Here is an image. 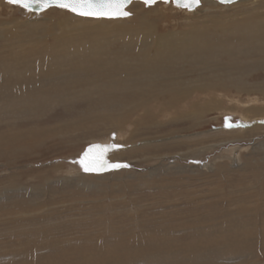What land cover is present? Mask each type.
Returning a JSON list of instances; mask_svg holds the SVG:
<instances>
[{
	"label": "rangeland",
	"instance_id": "374dc122",
	"mask_svg": "<svg viewBox=\"0 0 264 264\" xmlns=\"http://www.w3.org/2000/svg\"><path fill=\"white\" fill-rule=\"evenodd\" d=\"M133 2L130 4V6H133L131 11H129L130 6L128 7V11L132 13L131 17L135 16L136 13H147L149 19L153 18L158 22L157 26L159 25L160 31H173V33H185L187 30L193 28L194 21L197 20L212 19L211 17L220 19L225 14H230L233 17V14H236V11L239 10V8L237 10L234 7H226L223 9L221 7H214V12L216 13L207 16L206 14L209 12L201 11L199 13V11L194 13L188 11V9L178 8L172 3L158 2L155 5L147 7L143 1ZM0 6V22L7 23L13 21L16 22L15 24H19L14 25L10 23L6 26L12 29L18 27L17 30L19 32L15 36H20L21 38L18 41L22 40L25 43L22 47L14 48L17 47L18 41L14 45H11L13 42H8L9 45H5V41L2 40L3 38L0 39V56L14 55L16 52L17 55L22 54L24 58L26 57L29 60L34 55L29 46V42H36L39 45L45 44L47 39H49L48 31L52 34H62L65 32L62 29H67L66 27L75 23H77L75 27L84 26L85 28H90L98 24L95 18H88L83 22L76 21L80 18L60 8L35 13L18 5L9 4L6 0L0 1ZM260 13H262V9ZM118 19L125 20L126 18ZM55 26L57 27V30L55 29L56 31L53 28ZM97 29H100L101 33L96 31H91L90 33L83 31L82 34L77 35V40L87 46L93 42L92 39L94 37L99 38L101 35H108L106 28ZM118 37L120 38L121 35H118ZM122 43V40L115 39V48L123 47ZM232 47L235 48L233 45ZM38 48L33 47V50L37 51ZM107 49L108 51L104 53L105 55L110 54V51H112L110 48ZM28 51L30 54H27ZM223 56L221 58L222 60L229 59L228 56ZM251 57L252 59L255 58L256 54L246 57L239 54L235 56L234 60L238 58L241 62H249V60L252 61ZM247 58L250 59L247 60ZM230 59L232 58L230 57ZM105 60L107 59L101 56V53L98 59L97 53L94 55L93 52L88 57V61H92L94 64L96 62H104ZM22 62L23 60H19L18 65ZM15 67V63L7 66L3 60L0 61V71L7 69L11 71V68L15 69ZM67 68L70 70V63L66 67H63V69ZM231 72H233V75H236L234 73L236 71L233 70ZM71 77L81 79L79 76ZM245 78L250 82L262 81L264 80V72L263 70L253 71V73H249ZM245 78L243 77L242 79L245 80ZM26 95H28L27 98ZM26 95L19 96L17 94L16 96L15 92L16 102L14 105L8 104V102H11L9 100L10 97L7 100L0 99V112L2 111L0 113V264H82L83 262V264H86V262L88 264H159L158 262L160 264H264V208H262L264 207V168L261 167L260 170L258 168L259 166L255 163L257 167L253 165L251 169L246 170L243 168V171H236L243 167L246 157H254L255 159L264 154L263 151L259 153L261 152L260 150L264 149V115L254 114L251 117L249 116L246 123L249 125L246 128L251 130L253 127L257 128L259 126L255 131L236 135L235 137L227 136L226 133H223L226 129L230 130L233 128L241 130L242 128L240 126L244 128L245 124H241L240 122L244 109L253 107L252 105L261 106L264 109V91L261 92L259 90L257 92V90H253L249 92L246 89L236 87L206 91L200 94L201 97L197 95L199 101L206 108V112H204L205 118L198 125L192 126L193 122L188 118H184L188 116L190 103L189 101L183 102L181 105L185 107L179 105L171 110H166L167 113L162 111L161 115H158L159 112H157L156 116L159 120L157 119L155 122L159 121L157 123H160L164 121V123L161 124L162 126L157 131H153L148 136H144L142 131H135L136 128L141 129V126L135 124V122L134 124L133 122L129 123V125L124 122L119 125L118 121L110 122L107 129L108 123L105 125L98 123L97 126L88 123L83 124V121L92 120L93 114L86 112L89 114L84 116L85 119L82 117V121L77 116L82 111L85 112L91 106H95V104L87 103L86 100L75 104L72 103L73 101L67 104L53 103V107L50 108L48 106L49 108L47 109V103L43 102L45 99H42L41 103L34 107L30 105L29 107L31 108H29L28 105L33 100L28 98L29 94L27 92ZM253 99H258L259 101L255 104L252 103ZM1 102L5 106H2ZM186 103H189V106ZM151 108L156 109V104L153 103ZM138 111L139 109L132 112L133 115L131 117H133V121L136 113L140 115ZM167 117L168 119H166ZM230 123L232 125L231 127L228 126ZM117 129L120 133L117 132ZM126 136L130 137L129 142H126ZM194 138H202L197 152H189V146L191 144L188 146L186 145L187 143L183 142L178 144L177 142L180 141H174L184 139V141L189 142L194 140ZM103 139H107V141L105 140L104 143ZM149 139H152L153 143L160 144L161 147L147 148L142 152L133 149L122 154V148L132 147L133 145L140 146L139 143L142 140ZM113 144L121 146L118 148H110L105 158L110 163L127 164L129 165L128 167L97 172L84 171L80 161L90 146H111ZM147 154H150L152 159L143 160V156ZM96 158H98V153H93L90 156V160ZM222 162L225 164L228 163L229 165H227L230 169L225 173L222 172L223 175H220L218 173V165ZM174 165H185L188 168L192 166L196 170V176H192L193 171H190V169L185 171V174L181 173V175L183 174L186 177L182 176L180 179H176L179 171L173 168ZM130 166L137 171V174L145 172L146 169L156 170L153 178L158 179L157 182H159V185L165 184L160 179V176H163V179L168 176L178 181H172L173 187L171 186V188L167 187V189H163L156 185V187L153 186L154 188L151 189L150 185H147V182L145 183L139 180L138 177L124 174V171L128 170ZM164 168H167V171ZM118 171L123 172L120 174L121 178L115 177V173ZM215 171H218L217 173L219 175L217 174L213 177V174H216ZM197 176L200 179H195ZM82 177L87 179L94 178L99 184L93 187L83 186L79 182ZM146 180L148 181L150 179ZM166 182L169 185V181ZM136 184H139L136 186L138 189L132 188ZM35 185H38V187L40 185V187L34 189L33 187ZM254 194L258 195L256 196ZM190 198L193 201H189ZM155 199L160 201L156 205L154 203L156 202ZM146 203L150 204L144 205ZM254 204L255 207H253ZM66 207L67 209H65ZM139 208L142 210L147 209L148 211H142ZM141 211L143 213L140 214ZM162 212L166 215H160ZM40 215H46V217ZM85 215H89V217H84ZM193 215L194 217H191ZM218 215H221V218H217L216 216ZM70 216H73L72 220ZM131 216H136L138 223L141 224L138 227L142 228V230L137 228V226H135L136 228H132V224L136 219L132 220L133 217ZM24 217L26 219L28 217H32L33 219L34 217L36 220L28 227H24L22 224L21 226H17L16 221L19 220L16 219L23 220ZM79 217H81L80 220ZM227 217L230 218V222L227 221ZM75 218H78V221ZM122 218L126 220L129 218L127 226L123 224V226L119 228L115 227L114 229V224H121L117 223L116 220ZM56 219H59L58 223H56ZM146 219L151 220L147 222L145 221ZM185 219L188 220L186 222L187 226L184 222ZM222 219L225 220L222 221ZM141 220L146 223L144 222L142 224ZM194 220L196 221L194 222ZM234 220L237 222H234ZM175 221L178 223L174 224L173 222ZM183 222L182 228L181 224ZM193 222L194 224H192ZM188 223L193 226L197 225L196 229L195 226L190 227ZM81 225L83 229H81ZM50 226L53 227V230H50ZM168 228L170 229L168 230ZM189 228L192 230H189ZM45 229L47 231L43 232ZM134 229L136 232L131 233L130 231H134ZM161 229L163 230L161 231ZM233 230H236V233ZM142 231L145 233L141 234ZM187 232L191 233L189 234ZM80 234H84L82 235L83 237ZM146 235L148 238L145 237ZM85 237L89 240L87 241ZM169 237H171L170 240ZM46 238L48 239L46 240ZM79 238L81 241H79ZM235 238H239L240 241H238L240 243H237ZM166 239L169 241H166ZM196 239L198 242L194 244L197 241ZM171 240H173L172 242L176 241L173 244L170 242ZM54 242L56 243L54 244ZM201 242L203 243L201 244ZM166 243L167 245L165 246L164 244ZM182 243H186L188 247L184 244L181 246ZM167 246L168 250L166 249ZM176 247L178 249H175ZM180 247L184 249L182 250ZM188 248L191 250H188ZM172 250L173 252L175 250L178 251L173 253ZM154 251L157 253H154ZM194 251L201 252L195 254ZM192 252L193 254L191 255ZM135 255L139 257H135ZM109 256H112V258H109ZM157 256H160V259ZM162 256L163 258H161ZM80 260L81 263L79 262Z\"/></svg>",
	"mask_w": 264,
	"mask_h": 264
},
{
	"label": "bare ground",
	"instance_id": "6f19581e",
	"mask_svg": "<svg viewBox=\"0 0 264 264\" xmlns=\"http://www.w3.org/2000/svg\"><path fill=\"white\" fill-rule=\"evenodd\" d=\"M0 1H2V0H0ZM133 3H135V2H133ZM143 3H144V1H143ZM160 3H166V2H160ZM167 3H172V2H167ZM153 5H155V4H153ZM1 6H0V8H1ZM132 7L133 6L129 7V11H131ZM166 7H167V5H166ZM177 7L182 8L179 6H177ZM214 7H216V8L221 7L222 9L226 8V7L227 8L234 7L237 10L239 8V10L236 11V14H233V17L230 14H225V15H222L220 19H218V18L216 19L214 17H211L212 19H206V20H202V21H199V20L194 21L195 22L194 25L192 24L193 28L187 30L185 33L184 32H174L173 33V31H169V32L160 31L159 25L157 26L158 22H156L153 18L149 19V17L147 16V13H144V12H143V14L136 13L135 16H133V17L130 16V17L126 18L125 20H119L118 18H116L114 20H110V21L107 20L106 18L96 19L98 21V24H96L90 28H85L84 26L83 27L82 26L75 27V25H77V23H75L73 25H69L68 27H66L67 29H62L63 31L65 30V32H63L62 34H52L51 32L48 31V38L49 39H47L45 44L39 45L36 42H29V46L31 47L32 53H34L32 59L27 60L26 57L24 58V55H22V54L17 55L16 52L14 53V55L9 54V55L0 56V61L3 60L5 65L9 66L13 63H15V65H16L15 69L11 68V71H10V69H7L5 71H0V99L7 100V98L10 97L9 100H11V102H8V104L14 105V103L16 102L15 101V92H16V96H17V94L19 96L24 95V94L26 95V92H27V94H29L28 98L30 100L31 99L33 100V101L29 100L30 104L29 105L27 104L28 107L30 105H31V107H34L35 105L41 103L42 99H45V100H43V102L47 103V109L49 107L50 108L53 107V103L54 104H67V103L73 101L72 103L75 104V103L86 100L87 103L95 104V106L94 105H93V107L91 106L90 109H88L85 112L82 111L80 113V115L77 116L82 121L83 120L82 117L84 118V116L86 114H89V113L93 114L92 120H89L86 122L83 121V124L88 123V124H92V125L97 126L98 123H103L104 125L106 123H108V125L106 127V129H107L109 127L110 122L118 121L119 125L122 124V122H124L128 125H129V123L133 122V124H134V122H135V124L141 126V129L136 128L135 131H142V134L144 136H148L153 131H157L158 128H160L162 126L161 124L164 123V121H161L160 123H157L159 121L155 122L158 119L156 116L157 112H159L158 115H161L162 111L163 112L165 111L167 113L166 110H169V109L171 110V109L183 104V102L189 101L190 109H189V112L187 114L188 116H186L184 118L190 119L193 122L192 126H194V125L196 126L201 122V120L203 118H205L204 112H206V108H204L205 106H203L201 101H199V98L197 97V95L199 97H201L200 94L205 93L206 91L217 90V89H227L229 87L246 89L249 92H252L253 90H257V92L259 90L261 92L264 91V80L257 81V82H250V81H248L247 78H245L249 73H253V71L263 70V72H264V0H235V2H231V3H221L217 0H201V4L198 7L194 8V9H188V8H183V9H188V11H192L194 13L199 12V11H200L199 13H201V11H206V12H209L206 15L210 16V15H214V13H216V12H214L215 11ZM53 8L57 9V7H52L49 9H53ZM178 8H176V9H178ZM261 9H262V13H260ZM71 14H73V13H71ZM73 15L80 18V19L76 20L79 22H83L89 18V17L77 16L75 14H73ZM10 23H12L14 25H19V24H15L16 22H13V21L7 22V23H1L0 22V39L3 38L2 40L5 41V45H9L8 42H13L11 45H14L21 38L20 36H17V37L15 36L19 32V30H17L18 27H15L14 29L7 28L6 25H8ZM56 26H57V24H56ZM56 26L53 27L54 30L55 29L57 30ZM97 28H106L108 30L106 32V33H108V35L105 36V34H104V35H101L99 38L94 37L92 39L93 42L88 44L87 46H85L84 43H81L80 41L77 40V35L82 34L83 31H88L89 33L91 31H96L98 33H101L100 29H97ZM94 29H96V30H94ZM118 35H121V37L119 38ZM115 39H118V40L120 39V41L122 40L123 47L121 46V48H119V47L115 48V44H114ZM24 44L25 43L22 42V40L18 41L17 47H14V48L22 47ZM112 45H113V47H111ZM232 45L235 48H233ZM33 47H39V48L37 51H34ZM107 48H110L112 51H110V54L105 55L104 53H106L108 51ZM92 52L94 55L97 53V59L100 57V53H101V56L105 57L107 60H105L104 62H96V64H94V62H92V61L89 62L88 57H90V55H92ZM27 54H30V52L28 51ZM86 54H88V55H86ZM239 54H242L245 57L256 54V57L253 59L251 57L252 61L249 60L250 58L249 59L247 58V60H249V62L248 61L247 62H245V61L241 62V61H239L238 58H237V60H234L235 56L239 55ZM223 55L228 56L229 59H226V60L223 59L222 60L221 58ZM258 55H259V57H257ZM230 57L232 59H230ZM19 60H23V62L18 65ZM242 60H244V59H242ZM68 63H70V70H68V68L63 69V67H66ZM30 67H32V68H30ZM233 70L236 71V72H234L236 75H233V72H231ZM71 76H79V77H81V79L73 78ZM243 77L245 78L246 81L242 79ZM62 82H64V84H62ZM245 82H246V84H245ZM8 95H10V96H8ZM27 96L28 95H26V98H27ZM132 97H133V99H132ZM220 97H221V95H220ZM258 99H260V98H258ZM258 99H253L252 103L256 104L259 101ZM2 102H5V101H2ZM153 103L156 104V106H157L156 109L151 108V105H153ZM2 106H5V105L2 103ZM181 106H183V105H181ZM207 106H209V105H207ZM252 106L253 107H249V108L244 109L243 115H241L240 122H241V124H245L244 128L241 126H240V128H242L241 130L229 128L230 130L226 129V130H224L223 133H226L227 136L235 137L236 135H242V134H245L247 132H250V131L252 132V131L257 130V128H259V126H257V128L253 127V129L248 130V128H246V126H248L249 124H246V123H247L249 116L251 117L254 114H260L261 116H263L264 115V109L261 108V106H254V105H252ZM24 107H26V106H24ZM31 107H29V108H31ZM183 107H185V106H183ZM243 107H246V106H243ZM138 109H139L138 112H140V115H137V113H136V117L134 118V121H133L132 120L133 117H131L133 115L132 112L137 111ZM244 111H245V113H244ZM86 112H89V113H86ZM0 113H2V111ZM87 116H89V115H87ZM166 119H168V117ZM192 126H191V128H193ZM118 127H120V126H118ZM117 132L120 133L118 131V129H117ZM180 136H182V135H180ZM134 137H135V134H134ZM157 137H159V136H157ZM129 138L130 137L128 136L126 139L127 140L126 142L130 141ZM152 138H155V137H152ZM239 139H241V138H239ZM103 140H104V143H105V140L107 141V139H103ZM149 140H151V141H149ZM149 140H142L141 141L142 143L141 142L139 143L140 146H134L133 145L132 147L122 148V150H123L122 154L126 153L127 151H132L133 149H137V151L142 152L143 150H145L147 148H152V147L160 148L161 147L160 144L153 143L152 139H149ZM174 141H180V142H177L178 144L183 143V142L187 143L186 145H188V146L191 144L189 146V152L190 151L191 152H197V150L199 149V145L201 144L202 138H198V139L194 138V140H191L189 142L184 141V139L174 140ZM142 145H144V146H142ZM203 149H204V147H203ZM260 151L261 152H259V153H262V151L264 152V149L260 150ZM139 152H137V153H139ZM138 159H140V158H138ZM149 159H152V156L150 154L143 156V160H149ZM245 159L246 160L244 162V165L242 164L243 167L240 168L239 170H236L237 172L240 170L243 171L242 170L243 168L246 170L251 169V168H253V165H254V167H257L256 165H258L259 166L258 168L260 170H261V167L264 168V162H262L264 160V154L262 156H260L259 158L254 159V157L253 158L246 157ZM253 162H254V164H253ZM255 163H256V165H255ZM227 164L222 162L218 165V168H219L218 171L219 172L218 171L217 172L220 175H223V173L227 172L230 169L228 166L229 164L228 165ZM224 165H227V166H224ZM173 168L177 169L179 171V175H178V177H176V179H178V178L180 179L183 176V174L181 175V173H184L185 171H188L190 169H191L190 171H193L192 176H196L195 175L196 170L193 169L192 166H189V168H188L185 165H181V166L174 165ZM164 169L167 171V168H164ZM253 170H252V172H253ZM255 171H254V174L256 173ZM136 172L137 171L135 169L131 168V166H130V168H128V170L124 171V174H128L129 176L131 175L133 177H138L139 180H142L145 183L147 182V185H150L151 189L156 187V185H158L159 187H161L163 189H167V187L171 188V186L173 187L172 181H178V180H176V179L174 180V178H171L168 176L164 177V179H163V176H160V179H162V181H164L165 184L159 185V182H157L158 179L153 178V176H155L156 170L146 169L145 172H143V173L140 172L139 174H137ZM217 172H216V174L215 173L213 174V177L218 174ZM122 173L123 172H121V171L116 172L115 177L119 178L121 176L120 174H122ZM183 177H186V176H183ZM210 177H212V176H210ZM146 179H150V180L147 181ZM195 179H200V178H199V176H197V178H195ZM47 180H49V179H47ZM228 180H231V179H228ZM166 181H169V185L167 184L168 182H166ZM79 182L82 183L83 186H87V187H89V186L93 187V186L99 184L98 181L94 178L87 179V178L82 177V178H80ZM148 182H149V184H148ZM45 183H46V181H45ZM138 185L139 184H136L135 186H132V188L138 189L136 187ZM242 186H243V184H242ZM39 187H40V185H39ZM39 187H38V185H35L33 188L36 189ZM253 188H255V187H253ZM151 189H149V190H151ZM253 193H255V191H253ZM256 193H258V192H256ZM254 195L257 196L258 194H254ZM240 197H242V196H240ZM255 199H257V198H255ZM252 200H254V199H252ZM189 201H193V199L190 198ZM159 202H160L159 200H156V202H154V203L156 205ZM240 202H242V201H240ZM148 204H150V203H146L144 205H148ZM246 206H248V205H246ZM67 207L65 209H67ZM142 207H144V206H142ZM253 207H255V204L253 205ZM246 208H250V207H246ZM262 208H264V207H262ZM139 209H141V208H139ZM145 210L148 211L147 209H144L142 211H145ZM142 211L140 212V214L143 213ZM215 213H217V212H215ZM243 213H245V212H243ZM146 214H147V212H146ZM163 214H164L163 212H162V214L160 213V215H163ZM48 215H50V214H48ZM89 215H85L84 217H89ZM95 215L97 216V214H95ZM152 215H154V214L152 213ZM164 215H166V214H164ZM222 215H224V214H222ZM228 215H230V214H228ZM40 216L46 217V215H40ZM99 216H100V214H99ZM220 216L218 215L216 217L218 218ZM252 216H250V217H252ZM70 217L72 220L73 216H70ZM102 217H103V215H102ZM131 217H133L132 220L136 219V216H131ZM155 217H156V215H155ZM191 217H194V215ZM230 217H232V216H230ZM246 217H249V216H246ZM80 218L81 217H79V220H80ZM209 218H208V220H209ZM13 219H15V218H13ZM33 219H34V217H33ZM33 219H32V217H28L27 219H26V217H24L23 220L22 219H16V220H19V221H16V224H17V226H21V224H22L24 227H28L30 224H33V222L36 220V219H34V220ZM75 219L77 220L78 218H75ZM229 219L230 218H228L227 221H229ZM58 220L56 219V223H58ZM105 220H107V219H105ZM125 220L126 219H124V218L116 220L117 223H121L120 225L114 224V222H112L114 224V226H113L114 229H115V227L119 228V227L123 226V224H124V226L125 225L127 226L129 218L126 221ZM148 220H151V219H146L145 221L148 222ZM196 220H197V218H196ZM196 220H194V222ZM213 220H214V217H213ZM223 220H225V219H222V221ZM145 221L141 220L142 224ZM161 221L164 222L162 219H161ZM179 221H181V220H179ZM187 221L188 220L185 219V221H184L185 225H186ZM79 222H81V221H79ZM124 222H126V223H124ZM184 222L181 224V227L184 224ZM194 222L192 224H194ZM209 222H208V224H209ZM234 222H237V221L234 220ZM37 223H39V222H37ZM173 223L175 224L178 222L175 221ZM35 224H36V222H35ZM130 224H131V222H130ZM139 224L140 223H138V219H136L135 222L132 224V228L135 226H137V228H140V227H138ZM38 225L41 227L40 224H38ZM188 225H189V223H188ZM191 225H189V226L190 227L195 226V225L194 226L193 225L191 226ZM158 226H160V225H158ZM168 226H170V225H168ZM176 226H177V224H176ZM196 226H195V229H196ZM200 226H202V225H200ZM166 227H167V225H166ZM214 227H216V226H214ZM52 228L53 227H51L50 230H53ZM58 228L60 229V227H58ZM89 228H91V227L89 226ZM89 228L87 227V229H89ZM206 228H208V227H206ZM81 229H83L82 225H81ZM140 229L142 230V228H140ZM169 229L170 228H168V230ZM162 230L163 229H161V231ZM171 230H172V228H171ZM189 230H192V229L189 228ZM45 231H47V229H45L43 232H45ZM233 231H235V233H236V230H233ZM79 232H80V230H79ZM124 232H126V230H124ZM130 232L135 233L136 231L134 229V231H130ZM157 232H158V230H157ZM179 232L181 233V231H179ZM184 232H186V231L184 230ZM143 233H145V232L142 231L141 234H143ZM159 233H161V232H159ZM187 233H189V232H187ZM200 233H202V232H200ZM76 234H78V233H76ZM119 234H120V232H119ZM215 234H217V233H215ZM222 234H223V232H222ZM80 235H78V236H80ZM82 235H84V234H82ZM82 235H81V237H83ZM133 236H135V234H133ZM166 236H167V234H166ZM219 236H221V235H219ZM103 237H104V234H103ZM131 237H132V235H131ZM145 237H147V235ZM48 238H46V240ZM161 238H158V239H161ZM170 238L171 237H169V240H170ZM54 239H56V238H54ZM85 239H86V237H85ZM76 240H77V237H76ZM103 240H104V238H103ZM106 240H108V239H106ZM163 240H165V239H163ZM167 240L168 239H166V241ZM173 240H171L170 242H172ZM235 240H237V243L240 241L239 238L238 239L235 238ZM79 241H81V239ZM166 241H163V242H166ZM178 241L176 242V246H177ZM56 242H54V244ZM159 242H162V241H159ZM159 242H158V244H159ZM174 242H172V243L174 244ZM197 242H198V240L196 242H194V244ZM116 243L118 244V242H116ZM172 243H171V245H172ZM202 243L203 242H201V244ZM149 244H150V242H149ZM158 244H156V245H158ZM183 244L184 243H182V245L181 244L180 245L183 246ZM205 244H203V245H205ZM160 245H161V243H160ZM164 245L166 246L167 243ZM184 245H186V247H188L186 243ZM139 246H140V244H139ZM205 246H207V245H205ZM72 247H74V246H72ZM145 247H146V245H145ZM162 247H163V245H162ZM151 248L153 249V247H151ZM159 248H160V246H159ZM170 248H172V247H170ZM181 248L182 247H180V249ZM152 249H150V250H152ZM162 249H164V248H162ZM166 249L168 250V246ZM166 249H164V250H166ZM175 249H178V248L176 247ZM183 249L184 248H182V250ZM188 250H191V249L188 248ZM176 251H178V250H175L174 252L172 250L173 253H176ZM202 251H204V250H202ZM180 252H181V250H180ZM197 252H199V251H197ZM197 252H195V254H197ZM154 253H157V252L154 251ZM147 254H148V252H147ZM164 254H165V252H164ZM188 254H189V252H188ZM192 254H193V252L191 253V255ZM138 255H139V253H138ZM139 256L135 255V257H139ZM102 257L103 256L101 255V258ZM105 257H106V255H105ZM110 257L112 258V256H109V258ZM159 257L157 256L158 259H160ZM186 257H185V259H187ZM200 257H202V256H200ZM148 258H149V256H148ZM161 258H163V256ZM165 258H167V257H165ZM168 258H169V256H168ZM172 258H173V254H172ZM82 261H83V259H82ZM155 261L157 262V260H155ZM79 262L81 263V260ZM99 262H101V261H99ZM137 262H138V260H137ZM158 263L160 264V262H158ZM86 264H88V263L86 262ZM154 264H156V263H154Z\"/></svg>",
	"mask_w": 264,
	"mask_h": 264
},
{
	"label": "snow or ice",
	"instance_id": "6c2138e0",
	"mask_svg": "<svg viewBox=\"0 0 264 264\" xmlns=\"http://www.w3.org/2000/svg\"><path fill=\"white\" fill-rule=\"evenodd\" d=\"M157 0H144L146 5H153ZM169 2V0H164ZM222 2H235V0H222ZM9 4L18 5L24 9H31L36 5L42 8L58 7L70 13L81 17H89L95 19H116L128 18L132 15L131 12L126 11V7L132 3V0H8ZM178 6L180 0H177ZM192 4L199 5L200 0H190L189 3L184 4L185 7H191ZM231 127V123L228 125ZM119 145H92L85 152L84 157L80 161L86 172H97L109 169L126 168L129 165L122 163H110L106 158V153L110 148H118ZM93 153H98V158L90 160Z\"/></svg>",
	"mask_w": 264,
	"mask_h": 264
},
{
	"label": "water",
	"instance_id": "95a60500",
	"mask_svg": "<svg viewBox=\"0 0 264 264\" xmlns=\"http://www.w3.org/2000/svg\"><path fill=\"white\" fill-rule=\"evenodd\" d=\"M8 1V0H7ZM133 1H144V0H132V2ZM217 1H219V2H221V3H231V2H222V0H217ZM157 2H164V0H157ZM156 2V3H157ZM169 2H172L173 3V5H175V6H178V3H177V0H169ZM190 2V0H180V4H179V7H182V8H188V9H194V8H196V7H198L200 4H201V0H200V4L197 6V5H195V4H192L191 5V7H185V6H183L184 4H187V3H189ZM130 5H128L127 7H126V11H128V7H129ZM147 7L149 6V5H146ZM52 7H55V6H52ZM52 7H47V8H42V7H40L39 5H36V6H34L33 8H31V9H28V10H30V11H32V12H35V13H39V12H44V11H46V10H48L49 8H52ZM58 8V7H57Z\"/></svg>",
	"mask_w": 264,
	"mask_h": 264
}]
</instances>
